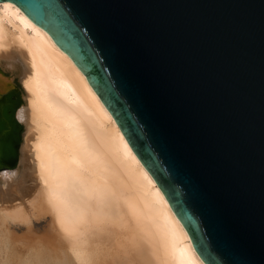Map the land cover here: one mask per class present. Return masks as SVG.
Instances as JSON below:
<instances>
[{"label":"water","instance_id":"water-1","mask_svg":"<svg viewBox=\"0 0 264 264\" xmlns=\"http://www.w3.org/2000/svg\"><path fill=\"white\" fill-rule=\"evenodd\" d=\"M4 1L86 76L202 261L264 264V0ZM2 95L0 175L24 129Z\"/></svg>","mask_w":264,"mask_h":264},{"label":"bare ground","instance_id":"bare-ground-1","mask_svg":"<svg viewBox=\"0 0 264 264\" xmlns=\"http://www.w3.org/2000/svg\"><path fill=\"white\" fill-rule=\"evenodd\" d=\"M0 67L19 73L26 101L22 170L0 175L2 219L47 220L61 264H205L86 76L8 1ZM13 86L0 76L1 92Z\"/></svg>","mask_w":264,"mask_h":264},{"label":"rangeland","instance_id":"rangeland-1","mask_svg":"<svg viewBox=\"0 0 264 264\" xmlns=\"http://www.w3.org/2000/svg\"><path fill=\"white\" fill-rule=\"evenodd\" d=\"M1 70L6 78L11 77L13 79L12 84L16 86L22 98V106H26L25 90L22 88L23 85L19 73L3 68ZM0 93L3 92L0 91ZM23 127L22 137L24 141L26 127ZM22 154L21 147V157ZM19 170L21 171L22 167L19 166ZM29 200H31L30 195L24 194L22 202L27 212L31 211L33 213L34 211H32L28 203ZM26 201L28 206L26 205ZM31 212L29 213L30 216L32 215ZM2 218L0 215V264H61V262L58 263L61 261L59 250L50 243L49 237L45 233V228L48 224L47 220L43 218L36 220L29 217L21 222H13L12 220Z\"/></svg>","mask_w":264,"mask_h":264},{"label":"flooded vegetation","instance_id":"flooded-vegetation-1","mask_svg":"<svg viewBox=\"0 0 264 264\" xmlns=\"http://www.w3.org/2000/svg\"><path fill=\"white\" fill-rule=\"evenodd\" d=\"M12 90H16V92H18V90H17V88H16V86L14 85L12 88H11ZM1 94H3V93H0V96H1ZM3 95L0 97V102L1 103H3Z\"/></svg>","mask_w":264,"mask_h":264}]
</instances>
